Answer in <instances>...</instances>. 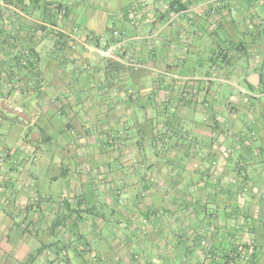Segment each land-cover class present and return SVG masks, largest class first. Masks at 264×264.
<instances>
[{
    "label": "crops",
    "instance_id": "1",
    "mask_svg": "<svg viewBox=\"0 0 264 264\" xmlns=\"http://www.w3.org/2000/svg\"><path fill=\"white\" fill-rule=\"evenodd\" d=\"M47 106L55 153L26 129ZM0 151V264H264V0H0Z\"/></svg>",
    "mask_w": 264,
    "mask_h": 264
},
{
    "label": "rangeland",
    "instance_id": "2",
    "mask_svg": "<svg viewBox=\"0 0 264 264\" xmlns=\"http://www.w3.org/2000/svg\"><path fill=\"white\" fill-rule=\"evenodd\" d=\"M25 52H27V54ZM19 59L22 62L30 61L32 59V54H31L30 50L23 49V51H21V53L19 54ZM58 60H63V55H59V59ZM84 89H85V91H82V90L79 91V93H78L79 96L81 94H82V96H84L83 93L86 95V93H87L86 92V87H84ZM47 95L51 99L52 94L51 93H47ZM52 104H54V102H51V100H50L48 106H50L52 108ZM33 106H36V103H34ZM50 107L46 108L45 110H42V112H40V113L36 114L35 116H33V119H32L33 121L31 123V125L29 127H26V129H45V130L42 131V133H40V137L43 138V139L45 137H49L50 138L51 143H47L45 141V142H43V144H44L45 148H47L48 150H51L52 153H55L56 150H63L66 147L65 145H69L68 144L69 141L67 143L66 140H68L70 138V135L65 130H63L64 129L63 128V124L66 123V122L71 121V119H70L71 117H70V114H69V110H67V111H65V113H62L61 115L57 116V115H55L52 112V109ZM48 122L51 123L50 127L47 126ZM17 123H18V121H16V124ZM40 124H41V126H40ZM12 128H14V127H12ZM90 129H93V128L90 127ZM35 151H36V148H34L33 152H35ZM44 151H46V150L44 149ZM0 153H4L5 154V158L7 157V151H0ZM37 153H38V151H37ZM19 154L20 153H15V156L18 157ZM5 158H4V160H5ZM32 162H33V158L30 160L29 164H24L23 162H21V163H23V168L32 170L33 169ZM43 162L44 161H42L41 163H38V165L40 166V169H41V177L39 178V182H40L39 186L41 188H47L48 190H50L53 199L57 198L60 189L63 188V187H65L63 190H66V191L70 192V183H69L68 179L62 177V174H61V176H59L54 181L49 180V177H48L49 175H47V172L46 173L44 172L45 168L43 166H46V165ZM2 163L0 164V166L2 165ZM54 165H55V163H52V166H54ZM60 165H62L63 167H61ZM68 165H70V163H67L65 161L63 163H60L58 168L56 166L54 168H51V171L53 172L52 174H54L55 172L56 173H58V172L60 173V171H62V169H64ZM50 173L51 172H49V174ZM46 175H47L48 178L45 177ZM85 189H86V191L88 193V196L92 195V193H90L88 191L90 189V186H86ZM115 192L117 193L118 190H116ZM117 203L118 204H122V200L118 199ZM79 212H82V210H79L77 208L72 209V210L70 209V249L71 250H73V248H75V247H79L78 246V242H77L79 237H78L77 233L74 232L75 231V229H74L75 226L73 224L74 219L77 218V217H80ZM72 215L74 216V218H72ZM133 232H135L134 234L137 235L138 237H142V236L146 237V235H148L147 234L148 231H147L145 226H142V227L138 226L135 229L133 228ZM202 241H204V243H202ZM197 246H198V248L206 250L208 245H207V242L205 240L200 239V240L197 241ZM240 246H244V245H240ZM82 247L84 249L85 256H87V259L84 258L85 261L88 262L87 264H98L97 261L93 258V253H92V250H91L92 248L88 249V244L84 245V246L82 245ZM71 257L73 258L72 255L70 256V258ZM246 257L247 256L242 257L241 260H243L244 262H250V264H252V263L254 264L255 263L253 261L254 259L251 260V259H248ZM89 258H91V259H89ZM73 260L76 263V259L73 258ZM199 262L203 263V264H205V263L206 264H212V263L216 264V262H214V260L212 261V259H210V258H201V260H199ZM70 263H71V260H70Z\"/></svg>",
    "mask_w": 264,
    "mask_h": 264
},
{
    "label": "built area",
    "instance_id": "3",
    "mask_svg": "<svg viewBox=\"0 0 264 264\" xmlns=\"http://www.w3.org/2000/svg\"><path fill=\"white\" fill-rule=\"evenodd\" d=\"M136 9L137 8H133L128 13V16H129L130 20L131 21H134V22L136 21V18L137 19H140L141 18L140 14L137 12ZM112 34H113V36L115 38L114 42L108 44L107 46H105L103 48H100L98 50V53L102 57H104L106 59H109V60H112V61H115V62H123L122 57H121V53H122V47H123L124 34L125 33L122 30H113L112 31ZM25 53L27 54V52H25ZM137 66H142V65L137 64ZM156 72L160 73L162 71H156ZM163 74H167L169 76H172L174 78H177V75H175L174 73L163 72ZM210 80H214V77L212 75H208V76H205L203 78V81L205 83H207ZM248 134L250 136H254V132L252 130L248 131ZM4 158H5V154L4 153H0V164L3 162ZM202 243H204V241H202ZM246 258L253 260V257L250 254Z\"/></svg>",
    "mask_w": 264,
    "mask_h": 264
}]
</instances>
